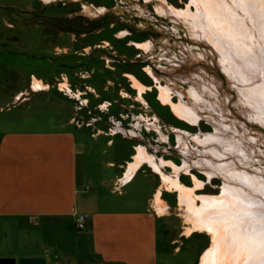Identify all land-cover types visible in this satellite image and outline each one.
Wrapping results in <instances>:
<instances>
[{
	"label": "rangeland",
	"instance_id": "374dc122",
	"mask_svg": "<svg viewBox=\"0 0 264 264\" xmlns=\"http://www.w3.org/2000/svg\"><path fill=\"white\" fill-rule=\"evenodd\" d=\"M238 1L229 0L228 5ZM247 2L264 8V0ZM188 3L189 0H166L165 5L184 9ZM2 4L12 6L4 13L11 15L14 27L6 29L0 21V32L30 44L25 53L41 49V42L43 47L33 56L0 53V94L23 87L24 74H28L29 83L22 89L21 98L38 94L35 101L49 102L38 104L39 108L33 106L27 122H4L5 117L20 111L19 107H4L0 110V125L32 127L37 121L38 126L52 127L53 114L65 112V120L82 138L83 153L78 157L77 172L88 185L90 201L94 203L96 195L98 201L94 204L99 207L134 208L141 204L148 189L155 187L149 208L162 215L158 222L159 264H199L211 236L205 230L185 235L190 224L178 191L162 188V174L174 176L170 163L188 165L180 170L177 179L198 195L221 194L224 180L217 173V163L234 161L236 164L230 168L264 181V126L246 114L237 88L225 77L212 46L193 39L188 27L175 21L169 12L158 13L157 0H0ZM83 4L89 5L93 13L94 8L102 11L96 16L86 15ZM190 8L195 10L194 5ZM249 19L247 16L245 22L253 33L255 47H264L255 22ZM261 22L264 26V20ZM236 39L244 45L242 35ZM132 78L142 85L141 91L133 85ZM161 88H169V99L175 105L183 101L189 104L196 98L195 105L200 106L197 94L201 95L207 106L199 110L201 118L194 123L180 117L170 103L160 99ZM52 101H59L64 109H57ZM208 110L217 113L218 119L231 129L215 131L213 122L208 121ZM210 134L221 136L231 148L237 146L231 136L237 137L242 142L238 149L246 153L234 155L223 149V144L216 145V140L205 142ZM139 148L156 164H165L158 172L144 162L134 172V180L121 188L128 164ZM216 148L224 157L215 156ZM203 160L216 164L206 168L201 166ZM118 162L123 166H116ZM101 179L115 192L102 185ZM158 190L161 201L157 202ZM158 208L164 212L159 214Z\"/></svg>",
	"mask_w": 264,
	"mask_h": 264
},
{
	"label": "crops",
	"instance_id": "0c3cea01",
	"mask_svg": "<svg viewBox=\"0 0 264 264\" xmlns=\"http://www.w3.org/2000/svg\"><path fill=\"white\" fill-rule=\"evenodd\" d=\"M11 7L0 5L1 24L9 30L14 27L11 15L4 12ZM27 48L30 44L22 43L18 36L0 32V53L33 56L41 51L25 53ZM28 79L24 74L23 87L0 94V110L20 108L19 114L5 117L4 122H27L33 106L49 102L35 101L38 94L21 98ZM52 102L64 109L59 101ZM59 113L53 114L52 127L38 126L37 121L32 127L0 125V258H43L45 264H159L158 222L162 215L149 208L155 187L148 189L138 207H99L94 204L96 195L92 203L88 185L77 172L82 138L65 120V112ZM116 166L122 167V162ZM133 174L128 181L119 182L121 188L134 180ZM100 182L109 187L102 179ZM76 214L85 216L83 228L77 227Z\"/></svg>",
	"mask_w": 264,
	"mask_h": 264
},
{
	"label": "bare ground",
	"instance_id": "6f19581e",
	"mask_svg": "<svg viewBox=\"0 0 264 264\" xmlns=\"http://www.w3.org/2000/svg\"><path fill=\"white\" fill-rule=\"evenodd\" d=\"M157 1L158 4L155 8L158 13L163 15L169 12L175 21H179V23L181 22L188 27L193 39L199 42L206 41L212 46L219 58V65L225 73V77L236 86L239 93V101L245 106L246 114L249 118L258 121L264 126V47H255L253 33L245 22L247 16L250 21L255 22L253 23L256 24L260 39L264 45V26H262L263 23L261 22V19L264 20V8L262 9L259 5L248 3L247 0H237L238 4H231L232 6L228 5L229 0H189L184 9L165 5L166 0ZM190 5H194V11H192ZM222 5L226 8L222 7ZM82 8L84 14L91 16H96V13L102 11L94 8L93 13L87 4H83ZM238 11L244 13L246 17L243 18ZM238 35L244 37V45L237 41L236 36L238 38ZM199 55L204 57L202 53ZM132 81L133 85L141 91L142 85L135 78H132ZM240 81L242 84H240ZM168 89L161 88L160 99L164 103H170L173 111L180 117L196 123L200 117L199 110L203 109L204 111L207 107L201 95L197 94L200 106L195 105L196 98H193L192 104H183V101L175 105L169 99ZM172 89L170 90L172 91ZM252 90L256 92L257 97H254L255 93ZM206 112L210 113L211 110ZM215 112H217V109ZM216 114L211 112L209 115L210 119L209 117V120L206 119L213 122L212 126L214 125L215 131H219V128H224L225 131L231 129L230 126L228 127L227 124L218 119ZM231 137L237 141V146L242 144L237 137ZM209 140L213 142L216 140V145L219 143L220 145L223 144V149L234 153V155L239 152H245L244 149H241V146V150H239L237 146L231 148L226 144V141L224 144L219 135L210 134L205 139V142ZM215 154L219 159L221 156L224 157L218 149ZM133 159V162L128 164L122 182L128 181L133 172L144 162H147L158 172L161 171L160 167L165 164L163 161L156 164L153 157L147 156L141 148L137 150V154L133 156ZM203 161L201 166L205 165V167L213 165L212 167L214 168L216 164L212 161ZM235 164L234 161L216 164L217 173L224 180L222 192L219 195H198L192 189L182 185L177 179V174L180 170L188 168L185 162L182 167L170 163L174 172L173 177L162 174V188L178 191L179 202L183 206L185 218L190 224L185 228V235L187 236V234L194 231L205 230L211 236L210 246L203 253L199 264H264V181L257 179L251 174H241L236 167L235 169L230 168L231 165ZM206 173L212 175L209 171H206ZM238 177L240 179H237ZM159 194L160 190L156 193L155 199L157 202L161 201L158 197ZM197 201L200 202V205H198ZM158 211L159 214L164 212L163 208H158Z\"/></svg>",
	"mask_w": 264,
	"mask_h": 264
},
{
	"label": "water",
	"instance_id": "95a60500",
	"mask_svg": "<svg viewBox=\"0 0 264 264\" xmlns=\"http://www.w3.org/2000/svg\"><path fill=\"white\" fill-rule=\"evenodd\" d=\"M0 264H45L43 258H0Z\"/></svg>",
	"mask_w": 264,
	"mask_h": 264
},
{
	"label": "built area",
	"instance_id": "2783aa9c",
	"mask_svg": "<svg viewBox=\"0 0 264 264\" xmlns=\"http://www.w3.org/2000/svg\"><path fill=\"white\" fill-rule=\"evenodd\" d=\"M85 224V216L83 214H76V225L78 228H83Z\"/></svg>",
	"mask_w": 264,
	"mask_h": 264
}]
</instances>
